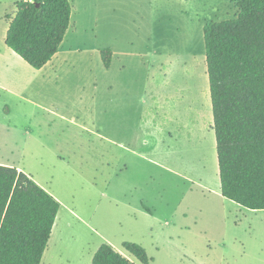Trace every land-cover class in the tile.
<instances>
[{"label": "rangeland", "instance_id": "rangeland-1", "mask_svg": "<svg viewBox=\"0 0 264 264\" xmlns=\"http://www.w3.org/2000/svg\"><path fill=\"white\" fill-rule=\"evenodd\" d=\"M21 1L0 0V164L61 205L42 263L109 244L140 264L131 242L151 264H264V211L221 195L206 61L205 25L237 0H70L50 76L5 44Z\"/></svg>", "mask_w": 264, "mask_h": 264}, {"label": "trees", "instance_id": "trees-1", "mask_svg": "<svg viewBox=\"0 0 264 264\" xmlns=\"http://www.w3.org/2000/svg\"><path fill=\"white\" fill-rule=\"evenodd\" d=\"M5 44L41 70L58 54L71 26L70 0L16 3ZM235 19L204 27L221 195L241 207L264 211V0H237ZM106 69L114 54L100 51ZM61 205L27 174L0 165V264H42ZM140 264L144 247L125 242ZM92 264H134L103 244Z\"/></svg>", "mask_w": 264, "mask_h": 264}, {"label": "crops", "instance_id": "crops-1", "mask_svg": "<svg viewBox=\"0 0 264 264\" xmlns=\"http://www.w3.org/2000/svg\"><path fill=\"white\" fill-rule=\"evenodd\" d=\"M72 23V22H71ZM71 27V26H70ZM70 31H68L67 35H66V38H65V41L64 43L62 44L61 46V49L59 50L58 54L52 59L51 62H49L44 68H42L40 71H42L43 73H46L47 76H50L52 75L53 73H55V70L60 68V66L65 62V59L66 57L69 55V51L67 52H62L63 51V47L66 45V41L68 40V35H69ZM71 41V40H70ZM69 47V46H68ZM70 48V47H69ZM113 51V50H112ZM114 54V52H113ZM115 56V54H114ZM114 60V59H113ZM158 106V105H156ZM2 165V164H0ZM6 166V165H5ZM11 167V166H10ZM19 171H22L21 169ZM39 185V184H38ZM40 186V185H39ZM43 188V187H42ZM45 189L47 192L48 190L46 188H43ZM55 226V225H54ZM53 232V231H52ZM51 241V239H50ZM49 241V244L48 246L50 245V242ZM48 249V248H47ZM47 251V250H46ZM98 251V250H97ZM49 252V250L47 251ZM46 253V252H45ZM96 254V253H95ZM94 257V256H93ZM45 258V254H44V257ZM43 261V260H42ZM44 262V261H43ZM43 264V263H42ZM69 264V263H68ZM92 264V263H91Z\"/></svg>", "mask_w": 264, "mask_h": 264}]
</instances>
